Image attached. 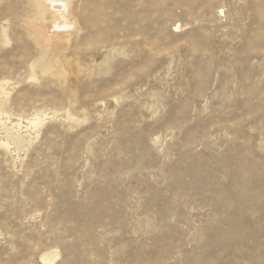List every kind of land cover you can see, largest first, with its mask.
<instances>
[{
	"label": "rangeland",
	"instance_id": "rangeland-1",
	"mask_svg": "<svg viewBox=\"0 0 264 264\" xmlns=\"http://www.w3.org/2000/svg\"><path fill=\"white\" fill-rule=\"evenodd\" d=\"M0 264H264V0H0Z\"/></svg>",
	"mask_w": 264,
	"mask_h": 264
}]
</instances>
